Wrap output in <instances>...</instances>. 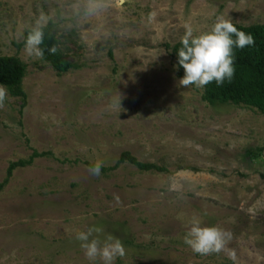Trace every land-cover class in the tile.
Here are the masks:
<instances>
[{
    "label": "rangeland",
    "instance_id": "rangeland-1",
    "mask_svg": "<svg viewBox=\"0 0 264 264\" xmlns=\"http://www.w3.org/2000/svg\"><path fill=\"white\" fill-rule=\"evenodd\" d=\"M98 2L87 14L88 0H0V56L25 66L26 95L0 105V184L9 164L42 154L0 190V264H90L75 239L89 227L120 240L115 264H264V116L180 86L166 48L185 23L197 35L218 16L264 25V0ZM41 14L65 73L17 47ZM124 152L164 171L116 166ZM193 220L230 231L235 262L193 253Z\"/></svg>",
    "mask_w": 264,
    "mask_h": 264
},
{
    "label": "clouds",
    "instance_id": "clouds-1",
    "mask_svg": "<svg viewBox=\"0 0 264 264\" xmlns=\"http://www.w3.org/2000/svg\"><path fill=\"white\" fill-rule=\"evenodd\" d=\"M105 5L98 0H88L84 5L87 14H95ZM49 17L41 14L29 26L27 34L23 36L24 53L28 57L42 59L44 49L40 47L44 38V27ZM184 34L180 39V47L176 51L177 65L183 70V76L178 83L182 87L193 85L203 90L207 84L215 82L217 87L225 82H231L234 74L233 49H243L254 44L252 35L239 31L230 19L218 16L207 31L194 34L193 27L185 23ZM50 55L57 51L55 46L47 49ZM7 90L0 85V105L3 104ZM120 96L117 94L115 103L119 107ZM102 162L97 161L87 170L93 175L100 174ZM118 201V198H116ZM100 228L89 227L79 231L75 239L83 251L84 257L90 264H115L117 257L124 255V248L118 238L107 236L101 241L93 233L99 234ZM230 231L211 226L202 227L198 220H193L184 236V243L191 251L199 255L225 252L229 259L235 262V253L226 245L231 240Z\"/></svg>",
    "mask_w": 264,
    "mask_h": 264
},
{
    "label": "trees",
    "instance_id": "trees-1",
    "mask_svg": "<svg viewBox=\"0 0 264 264\" xmlns=\"http://www.w3.org/2000/svg\"><path fill=\"white\" fill-rule=\"evenodd\" d=\"M239 31L251 34L254 44L251 47L243 49H233L234 52V74L231 82H225L222 86L217 87L213 81L204 86L201 99L209 105L230 103L235 106H243L256 110L260 115L264 116V25L242 26L234 24ZM55 24L48 21L44 27L43 43L40 45L44 49L42 60L48 63L58 74L65 73L71 68V64L64 60L60 51V43L55 35ZM27 31L24 32V35ZM23 35V36H24ZM24 45L23 39L17 44V47ZM55 46L57 51L54 55H50L48 48ZM180 47V41L171 47L166 46L170 50V55L175 61L177 78L183 76V70L177 65L176 51ZM25 75V66L16 56H0V85H3L10 97L19 98L21 105L25 104L26 95L23 91L22 80ZM35 151L32 152L27 161L18 160L9 164L6 170V176L0 184V190L8 182L12 172L24 167L35 157H39ZM127 163L139 171L148 172L152 170L164 171L155 165L141 163L132 157L129 153L124 152L120 155L116 166ZM101 171L106 169L101 168Z\"/></svg>",
    "mask_w": 264,
    "mask_h": 264
},
{
    "label": "water",
    "instance_id": "water-1",
    "mask_svg": "<svg viewBox=\"0 0 264 264\" xmlns=\"http://www.w3.org/2000/svg\"><path fill=\"white\" fill-rule=\"evenodd\" d=\"M263 156H264V149H263V152H262Z\"/></svg>",
    "mask_w": 264,
    "mask_h": 264
}]
</instances>
